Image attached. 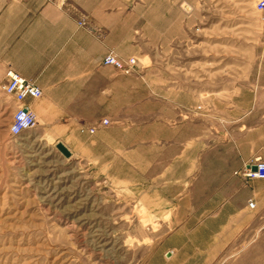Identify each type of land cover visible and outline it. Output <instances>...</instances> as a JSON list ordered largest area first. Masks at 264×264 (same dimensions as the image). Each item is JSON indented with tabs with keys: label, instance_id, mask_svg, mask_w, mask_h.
I'll use <instances>...</instances> for the list:
<instances>
[{
	"label": "rangeland",
	"instance_id": "rangeland-1",
	"mask_svg": "<svg viewBox=\"0 0 264 264\" xmlns=\"http://www.w3.org/2000/svg\"><path fill=\"white\" fill-rule=\"evenodd\" d=\"M51 1L90 31L96 3L95 122L109 123L44 133L33 109L12 135L0 59V264H264V179L242 176L264 158L259 0Z\"/></svg>",
	"mask_w": 264,
	"mask_h": 264
},
{
	"label": "crops",
	"instance_id": "crops-1",
	"mask_svg": "<svg viewBox=\"0 0 264 264\" xmlns=\"http://www.w3.org/2000/svg\"><path fill=\"white\" fill-rule=\"evenodd\" d=\"M91 20L93 31L51 0H0V59L41 88L24 104L40 114L44 133L74 134L96 121V3ZM86 85L93 94L80 96ZM67 94L79 101L62 104Z\"/></svg>",
	"mask_w": 264,
	"mask_h": 264
},
{
	"label": "built area",
	"instance_id": "built-area-1",
	"mask_svg": "<svg viewBox=\"0 0 264 264\" xmlns=\"http://www.w3.org/2000/svg\"><path fill=\"white\" fill-rule=\"evenodd\" d=\"M258 8L259 10H264V0L258 1ZM81 23H83V21H81ZM103 63L123 71H135L138 67L136 57L131 56L128 58H119L114 53L107 54L104 57ZM2 88L16 104V109L9 125V132L12 135H20L23 132L32 129L36 124V113L31 107L24 104V102L27 98L41 97L42 90L35 83L22 76L13 68H8L6 70V79ZM108 123L109 119L103 118L98 122H94L90 126L82 127L81 131L94 133L99 126L107 125ZM252 165L256 166L255 170L252 169ZM242 176L246 179H264V158L255 157L252 162L245 164ZM249 205L253 208L255 203L250 200Z\"/></svg>",
	"mask_w": 264,
	"mask_h": 264
},
{
	"label": "water",
	"instance_id": "water-1",
	"mask_svg": "<svg viewBox=\"0 0 264 264\" xmlns=\"http://www.w3.org/2000/svg\"><path fill=\"white\" fill-rule=\"evenodd\" d=\"M56 146L66 157L71 156L72 152H71V150L68 148V146L64 142L58 141ZM252 169L255 170L256 166L252 165Z\"/></svg>",
	"mask_w": 264,
	"mask_h": 264
}]
</instances>
